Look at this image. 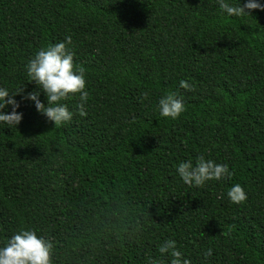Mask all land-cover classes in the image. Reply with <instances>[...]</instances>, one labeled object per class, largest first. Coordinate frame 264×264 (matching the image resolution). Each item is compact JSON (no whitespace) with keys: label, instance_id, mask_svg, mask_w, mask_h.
Masks as SVG:
<instances>
[{"label":"trees","instance_id":"obj_1","mask_svg":"<svg viewBox=\"0 0 264 264\" xmlns=\"http://www.w3.org/2000/svg\"><path fill=\"white\" fill-rule=\"evenodd\" d=\"M245 11L223 15L216 0H0V87L22 90L21 120L0 125V246L31 228L51 242V264H168L165 239L190 264H264V9ZM65 35L89 96L83 116L79 93L61 101L72 117L55 126L21 99L38 89L24 66ZM167 91L183 99L175 119L156 106ZM199 155L231 177L185 185L175 166ZM237 183L246 198L233 203Z\"/></svg>","mask_w":264,"mask_h":264},{"label":"clouds","instance_id":"obj_2","mask_svg":"<svg viewBox=\"0 0 264 264\" xmlns=\"http://www.w3.org/2000/svg\"><path fill=\"white\" fill-rule=\"evenodd\" d=\"M216 4L223 15L235 17L248 14L245 9H264L261 0H245L242 5L239 0L236 4L228 0H216ZM71 44V35H65L62 41L37 49L24 66L28 81H34L38 89L24 94L21 99L31 100L35 109L55 126L69 121L72 117V112L61 102L70 94L79 93L77 109L81 116L86 114L84 106L89 93L85 89V68L78 63L74 64ZM179 86L185 90L193 87L184 80L179 81ZM41 90L45 94L46 103L38 98ZM21 91L19 88L10 94L7 88L0 87V125L16 126L21 120L22 113L16 110L19 102L13 98L15 93ZM9 106L11 111H5ZM156 106L161 117L172 119L184 111L183 99L176 91L165 92L159 97ZM175 171L185 185L195 187L208 180H220L232 175L228 164L214 162L203 155L197 156L194 163L190 160L180 161L175 166ZM226 195L233 203H239L246 198V193L238 183L228 187ZM51 248V242L38 236L35 230L21 228L0 246V264H51ZM158 251L162 255L168 254V264H190V260L183 257L176 248V241L173 239H165L158 246ZM211 253L212 250L208 249L204 255ZM147 264L161 262L159 259L149 258Z\"/></svg>","mask_w":264,"mask_h":264}]
</instances>
